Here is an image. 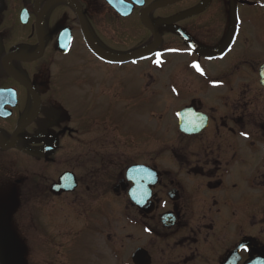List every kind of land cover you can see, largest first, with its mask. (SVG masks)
Instances as JSON below:
<instances>
[{
	"label": "flooded vegetation",
	"instance_id": "1",
	"mask_svg": "<svg viewBox=\"0 0 264 264\" xmlns=\"http://www.w3.org/2000/svg\"><path fill=\"white\" fill-rule=\"evenodd\" d=\"M262 11L264 0H0V226H7L15 171L21 172L14 197L20 209H27L29 197L43 207L75 195L86 206L80 226H101L94 220L109 209L108 195L118 199L117 226L132 231L120 242L135 244L122 264H142L132 261L137 251L147 254L149 264H225L233 253L236 264H264ZM247 18L261 21L254 40L242 37ZM149 48L136 65L152 68L159 54L163 67L176 64L180 70L167 82L176 106L168 139L159 144L167 156L163 164L156 158L155 124H148L146 140L126 132L124 115L140 98L124 95L123 82L111 91L107 84L109 67L129 64L110 65L105 59ZM177 58L180 62L173 63ZM147 77L151 87L156 80ZM153 95L142 102L155 120ZM75 100L81 106L74 110ZM109 114L120 124L113 125ZM56 115L73 126H65L63 134L86 137L77 140L85 150L79 154L84 174L66 170L76 187L60 194L51 191L56 181L40 184L41 175L35 180L25 169L26 159L49 160L42 157L43 139H52L53 154L60 148L55 137L34 133ZM142 144L153 153L148 160L136 154L120 160ZM132 166L138 167L134 184L125 180ZM120 181L127 183L124 190H114Z\"/></svg>",
	"mask_w": 264,
	"mask_h": 264
},
{
	"label": "rangeland",
	"instance_id": "2",
	"mask_svg": "<svg viewBox=\"0 0 264 264\" xmlns=\"http://www.w3.org/2000/svg\"><path fill=\"white\" fill-rule=\"evenodd\" d=\"M262 14H264L263 11L259 15L262 16ZM246 20L249 24L241 27V33H245L242 37H249L251 40L258 38L260 34L257 24L261 21L256 18H254V22H251L249 18ZM179 62V58L173 61V63ZM172 65L170 67L165 65L161 70L149 68L147 63L146 66L138 64L108 68L107 84L110 91L116 90L117 87L120 89V84L123 82L124 95L135 94L141 100L138 104L131 106L128 109L129 112L124 115L123 123L128 127L127 134L135 140L138 138L146 140L149 135L146 134L149 132L150 126L148 124L151 126L155 124L157 128L155 153L156 158L162 160L161 164L164 163L167 156L159 144H163L168 139L167 130L172 126L170 113L176 106V102H171L168 89H166L168 87L167 82L173 78H178L180 72L176 64ZM148 73L156 80L154 82L156 84L153 83L151 87L147 85L150 83L147 77ZM82 74L84 75V72ZM66 75L70 78V72H66ZM68 85L65 83L64 87ZM146 85L147 88L151 89L146 90ZM85 91L86 88L79 90V95H83ZM152 93L155 95L151 96V101L156 100V103L155 109L150 110L155 113V120L150 116L147 105L142 102L144 95L150 96ZM80 103L78 100L74 101V110L81 106ZM53 104L56 102L54 101ZM124 104L131 105L127 102ZM109 120H113V125L120 124L117 115L109 114ZM69 122L70 119H62L59 115L51 116L44 119L42 127L36 128L37 133L33 131L40 138L43 136L55 137L60 145L56 154L49 160H38L39 162H37V159H26V174L35 175V180L41 175L40 184L44 185L48 182L47 185H50L66 170L75 169L79 176L84 174V171L79 168L83 165V157H79V154L84 155L85 150L77 143V140L85 142L86 137L70 131L63 134L65 126L68 127V130H72L71 127L73 128V126ZM26 134L29 138L32 136L30 131ZM173 135V132L170 133V136ZM126 148L130 149V147ZM133 149L136 151L126 150V157L120 158V160L127 159L131 154L140 155V157L148 160L153 154L152 151H147V144H142L140 149ZM128 164H133V162L125 165ZM14 174L15 171L11 174L12 178L10 176L13 196L9 199L6 207L7 218L5 223L7 226H0L1 264H122L125 262L127 250L135 244L126 240L120 242L123 234H132V231L127 228L120 232L121 226H117L118 199L108 195L109 209L103 212L99 211L98 218L95 217L94 220V223L101 224V226H80L84 223L83 215L86 206L81 199H75V195H63L61 198L55 199L54 203L48 201L49 204L43 207L37 204L36 198L29 197L31 200L26 202L27 209H24V206L20 209L17 204L18 201L14 197H16L19 189L15 181L21 178V172H18L17 175ZM114 184L115 182L112 186ZM33 187L36 188L34 185ZM26 189L27 192H34L33 188ZM83 189L82 187L81 190ZM2 202L0 198V204ZM121 243H124L125 249L121 248ZM26 253L28 254L27 257Z\"/></svg>",
	"mask_w": 264,
	"mask_h": 264
},
{
	"label": "water",
	"instance_id": "3",
	"mask_svg": "<svg viewBox=\"0 0 264 264\" xmlns=\"http://www.w3.org/2000/svg\"><path fill=\"white\" fill-rule=\"evenodd\" d=\"M164 5V4H163ZM150 49H148L147 51H149ZM147 51H144V52H141L139 54H134V55H131V56H128V57H125V58H122V59H119V60H114V59H105V61H108L110 63H127L129 62V60H132L133 58H136L138 57L139 55H142L144 54L145 52ZM262 77H263V80H264V67L262 69ZM263 84H264V81H263ZM35 117V115H34ZM32 117L27 123H25L23 126H21L13 135V139L15 138V136L23 129L25 128L26 126L29 125V123L33 120ZM182 117H183V113L180 112V114L178 115V119H179V129L181 131H183V126H182ZM42 144H45L46 146V151L43 153V157H48L50 155H52L55 151V147H54V144H53V141L50 140V139H43L42 140ZM136 174H130L129 177H127V179L129 180V182H131L132 184H134V176ZM126 186V184H121V188L124 189ZM76 187V181H75V178L73 176V174L71 173H68V172H65L63 173L56 184H54L51 188V191L55 194H60L62 192H71L75 189ZM131 191H134V188L131 190ZM238 251H236L237 253ZM234 255L235 253H233V255H231V259H228L226 261L225 264H236L238 262V258H236V260H234ZM232 256H233V260H232ZM136 259H139L141 260L142 264H149V260H148V257H147V254L143 251H137L134 255H133V261L136 260ZM137 262V261H136ZM137 264V263H136Z\"/></svg>",
	"mask_w": 264,
	"mask_h": 264
},
{
	"label": "snow or ice",
	"instance_id": "4",
	"mask_svg": "<svg viewBox=\"0 0 264 264\" xmlns=\"http://www.w3.org/2000/svg\"><path fill=\"white\" fill-rule=\"evenodd\" d=\"M193 66L198 68V66H196V65H193ZM198 70H199V69H198Z\"/></svg>",
	"mask_w": 264,
	"mask_h": 264
}]
</instances>
